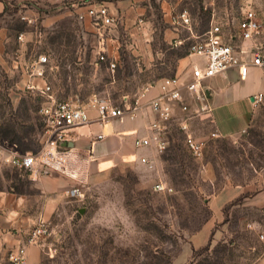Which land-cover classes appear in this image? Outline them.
Segmentation results:
<instances>
[{"label":"rangeland","instance_id":"374dc122","mask_svg":"<svg viewBox=\"0 0 264 264\" xmlns=\"http://www.w3.org/2000/svg\"><path fill=\"white\" fill-rule=\"evenodd\" d=\"M124 1L0 0L5 231L36 249L31 264H257L264 254V214L244 206L242 197L218 214L211 201L228 186L248 187L247 196L264 188V90L258 105L239 100L215 109L224 134L246 127L254 111L243 132L222 135L210 110L178 111L165 124L166 149L156 151L152 161L131 158L88 169L82 159L73 167L76 178L54 174L69 182L55 194L39 188L40 177L51 175L33 176L12 163L15 151L37 154L42 148L40 111L47 98L32 86L42 87L45 80L55 99L89 111L96 99L128 105L165 79L185 81L190 61L197 60L190 48L214 16L239 18L252 9L264 27V0H134L137 12ZM91 3L109 4L114 24L79 19ZM184 11L187 25L178 21ZM102 53L117 58L115 72L100 60ZM41 55L49 59L44 67L37 64ZM205 87L218 90L210 81ZM188 136L203 143L200 154L190 150ZM158 184L171 191L157 190ZM75 188L81 197L69 195Z\"/></svg>","mask_w":264,"mask_h":264},{"label":"built area","instance_id":"2783aa9c","mask_svg":"<svg viewBox=\"0 0 264 264\" xmlns=\"http://www.w3.org/2000/svg\"><path fill=\"white\" fill-rule=\"evenodd\" d=\"M213 3L216 0H212ZM85 14L79 15V19L89 17L94 24L109 26L114 24L115 18L109 8L105 5L86 6ZM178 21L187 25L190 17L187 11L179 15ZM254 10L249 9L242 13L241 17L213 19L210 28L204 35L198 38L191 46V56L198 59L192 63L190 77L182 81L179 77L165 79L161 83L160 95L148 98L147 87L131 103L124 106H115L109 101L96 99L92 108L96 110V121L107 123L112 120H122L125 117L135 118L137 113L143 109H150L159 119L150 125L153 135L136 141L137 147L154 145L156 151L163 152L167 142L163 138L165 124L172 120L176 113H190L191 111L200 114L209 110L205 104L208 100L209 89L205 83L212 79L235 73L238 81H246L252 69L264 67V29ZM100 60L106 62L108 70L115 72L117 59L101 54ZM49 63L45 55H41L37 64L44 67ZM34 67V64H33ZM38 70V76L43 77L44 71ZM36 74V73H35ZM34 74V75H35ZM44 80V78H42ZM38 89L47 100L41 107V115L44 122V136L42 148L39 153L22 154L15 151L12 155V163L33 176L62 174L72 176L73 167L76 163L73 152V136L75 128L92 122L89 110L74 104L70 101H58L51 92V87L44 80L42 87L32 86ZM263 101V94L253 97L255 105ZM185 130V124H182ZM103 135H98L97 140H102ZM190 150L198 155L203 149V143L196 141L191 136L186 139ZM157 190L165 191L166 186L158 184ZM171 191V189H167ZM71 197H81L80 189L75 188L69 192ZM40 232V231H39ZM37 236V233L34 234ZM261 238H264L261 235ZM33 237L30 243L35 240ZM8 264H30L27 248L21 245L8 254Z\"/></svg>","mask_w":264,"mask_h":264},{"label":"crops","instance_id":"0c3cea01","mask_svg":"<svg viewBox=\"0 0 264 264\" xmlns=\"http://www.w3.org/2000/svg\"><path fill=\"white\" fill-rule=\"evenodd\" d=\"M134 2V0H126L122 4H125L127 7L129 6L128 10L137 12L140 10V6L137 7ZM102 5L107 6L110 12L113 11V8L109 4L105 3ZM3 9L4 7L2 6L0 11H3ZM3 42L4 40L0 41V44H3ZM196 61H190V64ZM191 65L188 72L184 75L185 80H188L190 77ZM210 82L214 85L216 84L218 90H214V92L208 94V100L205 104L210 110L208 116L215 123L217 131L225 136H231L245 131L251 124L254 111L246 127L241 128V130L229 131L227 134L221 132L214 111L216 108L228 107L239 100H251L253 106H255L253 97L261 94L264 90V74L261 69H252L249 78L244 82L238 81L235 73L218 76ZM160 86L161 83L152 87L149 90L148 98L151 99L160 95ZM89 115L92 122L79 126L74 130L75 134L73 136L72 147L76 158L75 165H79L82 159L88 169L92 166H100L101 169H105L110 163L125 161V159L131 160V158H134L132 161L140 159L152 161L151 159H153L156 153L154 145L144 147L136 146L137 140L153 135L149 127L159 117L150 109L145 108L141 110L133 119L125 117L122 120H112L107 123H100L95 120L97 117L95 109H90ZM98 135H103L104 138L97 140ZM68 186L69 182L61 175L53 174L51 176H42L39 179V188L49 195L64 191ZM247 191L248 187L245 186H228L215 195L211 201V206L218 214L222 206L242 197L244 206L264 214V188L248 196ZM2 203L3 200H0V206H2ZM52 203L53 201L51 200L50 204ZM5 219L0 215V264H8L9 252L25 244L21 235L12 237L5 231L9 226L8 224L5 225ZM256 223H260V221L256 220ZM27 254L31 264V260L36 258L37 251L32 245H29L27 246ZM257 264H264V254Z\"/></svg>","mask_w":264,"mask_h":264},{"label":"bare ground","instance_id":"6f19581e","mask_svg":"<svg viewBox=\"0 0 264 264\" xmlns=\"http://www.w3.org/2000/svg\"><path fill=\"white\" fill-rule=\"evenodd\" d=\"M72 177H74V178H75V174H72Z\"/></svg>","mask_w":264,"mask_h":264}]
</instances>
